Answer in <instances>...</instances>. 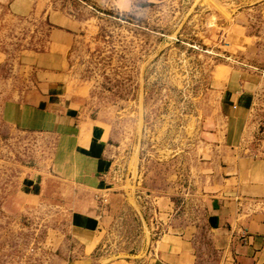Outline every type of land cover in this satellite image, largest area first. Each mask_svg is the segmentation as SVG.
Wrapping results in <instances>:
<instances>
[{"label": "rangeland", "instance_id": "1", "mask_svg": "<svg viewBox=\"0 0 264 264\" xmlns=\"http://www.w3.org/2000/svg\"><path fill=\"white\" fill-rule=\"evenodd\" d=\"M34 1L47 4L44 13L79 22L67 51V86L120 145L109 190L117 197L107 206L95 264H136L171 235L215 264L219 250L199 191L207 147L201 131L223 81L237 71L250 103L245 152L264 158V0ZM47 25L34 15H8L4 48L16 54L29 38L40 47ZM13 59L1 68L0 96L9 84L31 88L33 74ZM52 144L0 121V264H67L68 209L21 193L28 168L49 162Z\"/></svg>", "mask_w": 264, "mask_h": 264}, {"label": "crops", "instance_id": "2", "mask_svg": "<svg viewBox=\"0 0 264 264\" xmlns=\"http://www.w3.org/2000/svg\"><path fill=\"white\" fill-rule=\"evenodd\" d=\"M42 3L7 0L0 5V71L13 57L16 66L33 74L27 90L4 86L0 121L11 131L53 139L51 159L28 168L21 193L29 202L56 201L59 210L68 209L66 263L95 264L107 206L117 197L109 190L120 145L113 129L92 116L85 97L68 89L67 51L79 22L62 12L44 13ZM8 15L47 22L40 47L33 48L29 38L16 54L4 48L1 33ZM237 73L223 81L214 113L202 126L207 147L199 162V191L205 193L207 228L219 250L215 264H264V158L245 152L250 103ZM156 251L136 264H206L193 243L179 235L163 237Z\"/></svg>", "mask_w": 264, "mask_h": 264}]
</instances>
